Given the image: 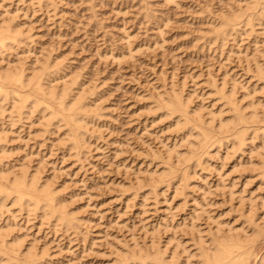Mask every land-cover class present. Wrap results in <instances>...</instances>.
I'll return each instance as SVG.
<instances>
[{
    "label": "rangeland",
    "instance_id": "374dc122",
    "mask_svg": "<svg viewBox=\"0 0 264 264\" xmlns=\"http://www.w3.org/2000/svg\"><path fill=\"white\" fill-rule=\"evenodd\" d=\"M248 1L0 0V25L21 32L0 70L57 63L51 86L81 92L95 113L81 152L38 110L0 113L2 173L37 171L80 223L41 225L8 201L10 245H34L40 264H142L158 252L198 264L214 240L241 235L255 237L247 264H264V15L216 34ZM168 98L186 103L191 122L164 108ZM236 112L255 114L244 144L226 133L202 150L199 128L219 133Z\"/></svg>",
    "mask_w": 264,
    "mask_h": 264
},
{
    "label": "bare ground",
    "instance_id": "6f19581e",
    "mask_svg": "<svg viewBox=\"0 0 264 264\" xmlns=\"http://www.w3.org/2000/svg\"><path fill=\"white\" fill-rule=\"evenodd\" d=\"M44 1L39 0V3H43ZM253 1L250 2L251 4L249 3L251 7L247 4V8H245L246 10L243 13L239 14V11L235 14L234 12L232 16L224 17L219 33L216 30L218 38L224 40L228 32L233 30L238 24L245 23V25H252L251 23L256 17L258 19V17L264 15V0ZM252 2L254 4L253 6ZM20 37V30L13 26L12 23H9V25H0V53H2L1 51L3 49H8L7 47L11 46L13 42H18ZM44 63L40 65L42 68L35 71V73L34 69L32 75L25 74L26 71L20 68L0 70V113L2 114L8 109V117L12 120L15 116L22 119L26 115L32 112L34 114V111L38 110L42 113L39 116H42L40 118L43 120L42 125L44 128L45 125L56 124V129L59 130V126L63 123V127L64 125L67 127V133H65L67 137H70L68 138L71 142L70 150L74 149L81 152L83 143H85L84 129H86V124L90 121L89 119L93 118L95 114L91 102L86 97H83L84 95L81 92L77 94L72 89L66 90L65 85L62 86L61 90H58L60 92H57L56 87L51 86L50 81L51 76H53L52 74L57 73L58 69H54V67H57V63L54 65L51 62L47 63V65L46 63L44 65ZM169 99L170 101H167ZM167 100H165L164 108L172 115L179 114V116L188 120L187 122L184 119L189 123L190 119L186 118V115H188L186 103L181 100L171 101L173 98H168ZM253 115L255 114L251 113L247 116L241 112H236L235 116L229 121L223 122L219 120V129L217 128L219 131L221 130L219 133L215 132V129L211 130L210 128V130H207V127L206 129L204 127L201 129L198 127L201 132L199 134L202 135L203 139L200 142L202 146L199 144L200 147L202 150L206 149L208 146L216 143L217 140L220 141L222 137L224 138L226 133H232L233 135H231L234 136V139L240 145L244 144L247 130L253 121ZM193 119L195 121V118ZM174 121H177V118ZM179 121L175 123L179 124ZM48 126L46 128H49ZM3 141L2 131H0V162L3 158L1 154H4V146L1 144ZM193 155L185 163H189L194 158ZM171 172L169 173L171 175H169V180L177 176V171L174 168H172ZM8 201H11L10 204H16L19 209L24 210L28 215L34 214L36 218L39 216V219H41L40 222H51V226L62 227L67 232L70 229H78L80 226L76 215L70 210L69 204H67L63 196L56 192L55 188L49 182H41V176L37 171L29 173L26 170H22L21 172L8 175L2 173L0 169V212H2L1 209L3 207L7 208L6 203ZM9 234L7 229L0 228V262L40 264L41 257L38 256L34 245L22 251L21 247L23 244L20 239L15 238L13 239V243L11 245L9 244L7 240ZM240 236L225 235L214 240L213 246L210 249H205L200 252L198 264H247L249 257L253 255L252 250L255 244L253 238L255 237L250 240L246 237L244 238V236H242L243 238ZM158 253L160 255L156 256L154 254V257L151 255V257L142 258V264H179L172 259H164L162 254L160 252ZM262 263H264V259ZM186 264L189 263L186 262Z\"/></svg>",
    "mask_w": 264,
    "mask_h": 264
}]
</instances>
